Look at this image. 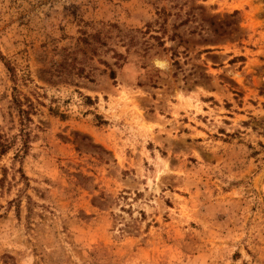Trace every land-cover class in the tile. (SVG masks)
<instances>
[{"label": "rangeland", "instance_id": "obj_1", "mask_svg": "<svg viewBox=\"0 0 264 264\" xmlns=\"http://www.w3.org/2000/svg\"><path fill=\"white\" fill-rule=\"evenodd\" d=\"M0 264H264V0H0Z\"/></svg>", "mask_w": 264, "mask_h": 264}]
</instances>
